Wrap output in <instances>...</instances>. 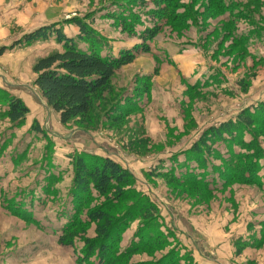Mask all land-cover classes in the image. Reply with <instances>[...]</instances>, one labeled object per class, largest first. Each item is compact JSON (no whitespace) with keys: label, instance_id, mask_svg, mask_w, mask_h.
<instances>
[{"label":"rangeland","instance_id":"374dc122","mask_svg":"<svg viewBox=\"0 0 264 264\" xmlns=\"http://www.w3.org/2000/svg\"><path fill=\"white\" fill-rule=\"evenodd\" d=\"M152 1L0 0V48L8 47L0 56V264H84L81 254L96 238L95 224L69 231L71 246L57 242L74 212L76 158L92 164L109 159L128 175L130 199L112 216L130 217L119 230L116 222L107 242L112 257L124 255L115 264H264V191L227 172L238 158L252 157L242 142L264 128L254 122L250 131H237L235 142L215 140L206 169L192 152L209 129L264 108L263 0H234L251 11L250 21L238 20L235 31L246 35L248 29L247 50L227 36L220 14L206 13L204 0H177V12L188 17L184 26L155 22ZM75 20L87 23L102 50L115 55L140 44L142 31L154 25L161 30L149 53L116 71L111 93L95 102L91 121L62 125L32 72L38 59L60 52L61 45L54 34L23 39L55 27L83 47ZM200 77L203 83L191 88ZM8 96L28 109L20 126L3 115ZM116 108L124 115L111 121ZM256 136L255 174L264 187V136ZM201 184L206 187L196 186ZM104 203L93 195L79 219ZM142 205L155 208L152 222L134 215ZM129 249L135 251L127 255ZM96 256L97 249L87 263L98 264Z\"/></svg>","mask_w":264,"mask_h":264},{"label":"trees","instance_id":"16d2710c","mask_svg":"<svg viewBox=\"0 0 264 264\" xmlns=\"http://www.w3.org/2000/svg\"><path fill=\"white\" fill-rule=\"evenodd\" d=\"M204 1H208V4H204ZM204 1L200 2V5L206 9V13L211 15H214V12L215 14H220V21L229 30L227 36L232 38L234 44L247 50L246 45L243 43L247 35H240L237 32L235 34V31L237 30V21L250 18L251 11L238 7V2L236 3L234 0ZM257 2L259 3V0ZM152 4L155 9L151 16L155 22H166L170 25L177 22V26H181L183 22L184 26V20L188 17L186 14H179L177 12V0H154ZM262 4H264V0L261 2ZM74 25L78 30L79 35L77 38L79 42L85 45L83 47L77 46V43L71 37H67L61 30L55 27L32 32L23 39L29 43L33 40H46L54 34L56 43L61 45L60 52H51L38 59L33 65L32 72L35 75L34 86H36L46 104L58 115L60 124L62 125H66L72 121L88 122L94 112L95 102L102 99L105 94L111 93V80L116 71L121 67L130 65L139 54L149 53V44L157 37V34L161 30L160 25H154L142 31L138 35L140 44L133 45L128 50H121L115 55L108 49L102 50L103 46L97 40L100 37L90 29L87 23L75 20ZM127 26L132 30L131 25ZM131 30L130 32L132 33ZM6 49L8 48H0V56ZM197 86H199L198 83H195L194 86L191 85L190 87ZM144 93H149L148 84L144 88ZM5 101L4 117L11 126L22 125L28 113L27 107L21 100L11 96H8ZM133 105L138 107L134 103ZM123 115L121 110H117L116 108L113 112L109 113V119L117 121ZM258 116L262 119H259ZM254 122L258 123L260 128H264V108L251 109V112L241 113L235 121L223 123L218 128L209 129L208 132L201 135L197 145L192 147V152L197 159L200 158L202 169H206L203 168L206 166V161L214 154L215 140L223 143L235 142L237 131L239 129L250 131L251 127L255 125ZM260 134L264 136V132L260 130V132L252 136L253 139L250 143L242 142V146L246 149L247 153L253 150L252 157L242 156L238 158L236 164L234 163L235 165H232L227 172L231 175L229 176V178L231 177L230 179H239L243 183L259 185L264 191L261 179L255 174L260 160L257 157L260 151L256 135ZM244 160H247V162ZM98 161L99 163L92 164L90 162L85 163L80 158L74 159L73 190L71 194L74 212L67 217L57 242L63 246H71L73 235H71V238H66L69 231L84 228L87 224H95L94 234L96 238L94 241L85 242V250L81 254L82 258L80 262L90 264L87 262L95 255V250L97 249L98 256L96 257H98V264H115L114 261L120 260L124 255L112 257L110 255L111 249L108 247L107 242L113 237V231L115 228L117 229L118 224L119 230L123 220L126 221L129 219L127 217H130L129 212L125 213L117 221L112 216L113 208L121 207L122 204L130 199L128 192L124 190L128 175L125 174L119 165L109 159H100ZM163 175L166 176V174ZM190 183L194 184L193 182ZM196 186L206 187L205 184ZM93 195L105 200V203L100 207H93L87 210L85 220L83 221L79 219L83 209L81 207L88 205ZM144 206L142 205L140 209L135 210L136 214L134 215L145 222H152L155 217V208ZM16 208L18 209V207ZM116 222L119 223L117 224ZM148 230L151 229L148 228ZM134 251L129 249L127 255Z\"/></svg>","mask_w":264,"mask_h":264},{"label":"crops","instance_id":"0c3cea01","mask_svg":"<svg viewBox=\"0 0 264 264\" xmlns=\"http://www.w3.org/2000/svg\"><path fill=\"white\" fill-rule=\"evenodd\" d=\"M241 30H242V28H240L239 31H238L237 33H242ZM245 30H246V35H247V33H248V29H245ZM66 36H67V37H70L69 35H66ZM178 44H179L180 46H182L180 43H178ZM3 47H4V46H3ZM182 47H183V46H182ZM6 48H8V47H6ZM183 48H185V47H183ZM11 49H12V48H11ZM195 50H196V49H195ZM5 51H6V50H5ZM5 51H4V52H5ZM4 52H3V53H4ZM3 53H2V55H3ZM41 58H42V57H41ZM202 80H203L202 77H200L199 79L196 78L195 81H194V83H199V82L203 83Z\"/></svg>","mask_w":264,"mask_h":264}]
</instances>
